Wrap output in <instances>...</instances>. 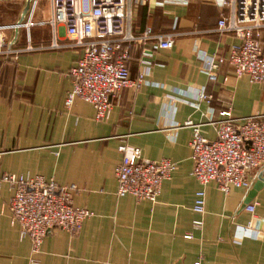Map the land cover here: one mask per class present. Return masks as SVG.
I'll use <instances>...</instances> for the list:
<instances>
[{"label":"crops","instance_id":"crops-1","mask_svg":"<svg viewBox=\"0 0 264 264\" xmlns=\"http://www.w3.org/2000/svg\"><path fill=\"white\" fill-rule=\"evenodd\" d=\"M28 5L0 0V24L22 20ZM130 9L133 35L149 28L154 35L174 34V44L168 50L155 49L154 41L125 46L129 79L144 74L145 83L113 96L104 122L79 99L64 105L72 88L69 70L82 49L62 29L53 34L48 26L32 27L29 44L22 30L7 34L16 38L13 48L19 52L16 59L0 56V177L38 175L58 186L74 185L73 206L93 216L77 235L50 230L32 255L29 238H21L19 226L9 223L13 192L0 182V264H264V185L243 205L264 169L251 174L248 190L231 188L224 195L210 183L203 227L194 230L199 216L192 206L201 187L191 176L192 130L182 128L186 122L200 124L201 136L213 141L216 130L208 123L220 120V112L230 110L236 120L264 116V82L237 78L227 63L218 67L215 81L208 80L204 58H226L238 43L231 33L217 30L223 9L214 0L163 7L131 0ZM49 17L48 8L43 17L36 13L34 22ZM201 90L211 97L209 103L197 98ZM121 144L140 149L146 160L176 164L155 204L116 196ZM249 205H255L253 214L246 210ZM249 223L256 237L240 238L238 228Z\"/></svg>","mask_w":264,"mask_h":264},{"label":"built area","instance_id":"built-area-1","mask_svg":"<svg viewBox=\"0 0 264 264\" xmlns=\"http://www.w3.org/2000/svg\"><path fill=\"white\" fill-rule=\"evenodd\" d=\"M29 7L22 20L12 24H0V56L16 59L18 50L13 48L16 38L9 32L24 31L30 43L32 27L48 26L53 34L62 29L71 38L74 46L82 49L75 67L69 70L72 88L64 105L69 108L75 99L90 104L95 111V120H108L112 109L111 98L124 88L139 89L144 74L132 81L129 79L128 49L125 46L144 47L149 41L156 42L154 48L168 50L173 47L174 34L154 35L147 28L135 36L131 32V0H47L50 17L47 21L34 22L39 0H27ZM223 9L217 22L220 33H231L238 43L231 46L226 58H204V71L209 81H215L218 67L227 63L237 78L246 76L252 84L264 82V0H214ZM143 4L163 7L165 5H187L188 0H142ZM176 20L173 28H175ZM55 45V44H54ZM197 98L210 102L211 97L203 90ZM213 112L211 111V114ZM218 121L208 124L216 130L213 141L200 134V124L186 122L182 128L192 130L190 142L191 176L200 189L195 194L192 212L199 216L192 222L194 230L203 227L206 192L210 183L227 195L231 188L248 190L250 176L264 169V116L254 115L242 120L232 117L231 111L220 112ZM122 155L115 168L116 196H132L136 202L155 204L160 196L162 183L170 180L176 164L162 159L150 161L142 157L138 148L121 144L117 148ZM3 155L0 152V158ZM0 182L7 183L13 194L8 206L11 226L18 225L20 237H28L31 254L40 252L42 243L50 230H66L77 235L82 224L93 213L73 206V197L78 193L74 185L58 186L53 180L42 176H16L5 174ZM246 210L253 214L255 205ZM1 216V214H0ZM240 238H255L257 233L250 223L239 227ZM191 239V236H186ZM33 259H30L31 263ZM194 264H200L198 260Z\"/></svg>","mask_w":264,"mask_h":264},{"label":"water","instance_id":"water-1","mask_svg":"<svg viewBox=\"0 0 264 264\" xmlns=\"http://www.w3.org/2000/svg\"><path fill=\"white\" fill-rule=\"evenodd\" d=\"M28 7L29 5L27 6V10H28ZM263 185H264V172H260L257 175L256 181L254 182L251 190L248 192L247 198L243 203L244 206L248 205L254 199L256 193L263 187Z\"/></svg>","mask_w":264,"mask_h":264},{"label":"rangeland","instance_id":"rangeland-1","mask_svg":"<svg viewBox=\"0 0 264 264\" xmlns=\"http://www.w3.org/2000/svg\"><path fill=\"white\" fill-rule=\"evenodd\" d=\"M84 2V6L86 7V0H83ZM48 1L47 0H39L38 1V4H37V8H36V13H38L40 16H44V13L45 15H47L48 13ZM35 13V14H36Z\"/></svg>","mask_w":264,"mask_h":264}]
</instances>
